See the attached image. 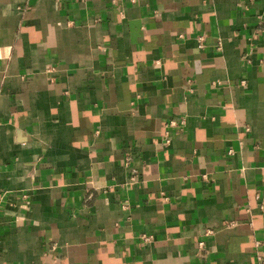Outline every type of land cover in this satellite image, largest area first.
Masks as SVG:
<instances>
[{
  "label": "crops",
  "instance_id": "crops-1",
  "mask_svg": "<svg viewBox=\"0 0 264 264\" xmlns=\"http://www.w3.org/2000/svg\"><path fill=\"white\" fill-rule=\"evenodd\" d=\"M0 264H264V0H0Z\"/></svg>",
  "mask_w": 264,
  "mask_h": 264
},
{
  "label": "built area",
  "instance_id": "built-area-1",
  "mask_svg": "<svg viewBox=\"0 0 264 264\" xmlns=\"http://www.w3.org/2000/svg\"><path fill=\"white\" fill-rule=\"evenodd\" d=\"M79 1H86V0H79ZM201 39H202V36H199V37H198L199 46L202 45V42H201L202 40H201ZM173 123H174V122H171V124H173ZM168 141H169V139L166 138L164 142L166 143V142H168ZM145 238H146V237H145ZM146 239H148V238H146Z\"/></svg>",
  "mask_w": 264,
  "mask_h": 264
}]
</instances>
